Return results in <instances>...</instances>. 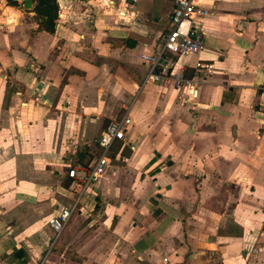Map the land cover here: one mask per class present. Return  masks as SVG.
<instances>
[{"label":"crops","instance_id":"0c3cea01","mask_svg":"<svg viewBox=\"0 0 264 264\" xmlns=\"http://www.w3.org/2000/svg\"><path fill=\"white\" fill-rule=\"evenodd\" d=\"M15 1L0 0V264H264V0H204L202 47L177 61L195 98L145 80L172 0H56L53 32ZM125 113L52 242L68 169Z\"/></svg>","mask_w":264,"mask_h":264},{"label":"built area","instance_id":"2783aa9c","mask_svg":"<svg viewBox=\"0 0 264 264\" xmlns=\"http://www.w3.org/2000/svg\"><path fill=\"white\" fill-rule=\"evenodd\" d=\"M172 1L170 28L160 35L157 48L150 53L140 54L141 60L148 65L145 80L150 79L173 88L188 87L191 97L195 98L198 95L197 81L194 77H188L182 67H177V61L181 56L195 54L201 49L203 24L205 17L211 12V6L205 4L204 0ZM210 66L199 60L195 63V67L206 70ZM261 89L264 93V83ZM130 123L126 113L110 119L96 139L99 152L91 164L68 169L67 175L71 178L69 189L76 193V197L71 204L60 207L47 218L46 222L53 232L52 242L58 238L69 217L78 208L82 192L92 189L98 177L109 168V149L113 142L125 138Z\"/></svg>","mask_w":264,"mask_h":264},{"label":"trees","instance_id":"16d2710c","mask_svg":"<svg viewBox=\"0 0 264 264\" xmlns=\"http://www.w3.org/2000/svg\"><path fill=\"white\" fill-rule=\"evenodd\" d=\"M9 5L16 6L15 0H5ZM32 11L41 30L53 32L57 18V1L56 0H32Z\"/></svg>","mask_w":264,"mask_h":264},{"label":"water","instance_id":"95a60500","mask_svg":"<svg viewBox=\"0 0 264 264\" xmlns=\"http://www.w3.org/2000/svg\"><path fill=\"white\" fill-rule=\"evenodd\" d=\"M32 7V0H24L23 1V8L30 9Z\"/></svg>","mask_w":264,"mask_h":264},{"label":"rangeland","instance_id":"374dc122","mask_svg":"<svg viewBox=\"0 0 264 264\" xmlns=\"http://www.w3.org/2000/svg\"><path fill=\"white\" fill-rule=\"evenodd\" d=\"M6 3V2H5ZM114 162H117V160H115ZM97 207V206H96ZM50 210H51V208H50ZM47 221V220H46ZM45 225H46V227H48V225H47V223H45Z\"/></svg>","mask_w":264,"mask_h":264}]
</instances>
